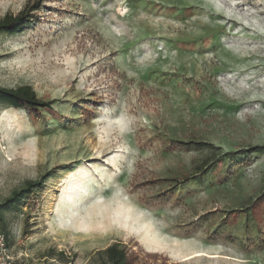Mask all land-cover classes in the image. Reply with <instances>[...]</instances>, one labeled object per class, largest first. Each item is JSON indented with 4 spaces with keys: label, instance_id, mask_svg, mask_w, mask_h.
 <instances>
[{
    "label": "rangeland",
    "instance_id": "rangeland-1",
    "mask_svg": "<svg viewBox=\"0 0 264 264\" xmlns=\"http://www.w3.org/2000/svg\"><path fill=\"white\" fill-rule=\"evenodd\" d=\"M33 0H0V17ZM0 203L16 264H264V0H40L0 34ZM203 141L236 152L198 173ZM181 176L188 180L178 183Z\"/></svg>",
    "mask_w": 264,
    "mask_h": 264
},
{
    "label": "trees",
    "instance_id": "trees-1",
    "mask_svg": "<svg viewBox=\"0 0 264 264\" xmlns=\"http://www.w3.org/2000/svg\"><path fill=\"white\" fill-rule=\"evenodd\" d=\"M40 7V0H33L27 2L21 10L16 14L7 12L0 17V34H14L26 25L32 23L37 17V10ZM52 101H44L40 99L32 87L28 84L18 85L16 87H4L0 86V104L10 106L15 109L25 110L27 113L30 111H42L50 108ZM178 146L193 145L201 149H206L209 152V159L204 166L200 167L198 173L202 174L213 166L221 165L223 157L234 159L236 152L227 151L222 152L220 147L214 146L212 143L203 141H189L178 142ZM249 152H264V145H257L247 150H243L242 153L248 154ZM43 176L39 179L26 180L22 187L12 190V192L6 196L0 203V225L2 226V218L4 210L11 205L17 204L24 196L29 192L39 187L42 183ZM188 180L187 176H181L178 183ZM264 199V192L260 195L259 201ZM104 264H133L132 256L128 252L127 248L118 242H114L106 246L99 251Z\"/></svg>",
    "mask_w": 264,
    "mask_h": 264
},
{
    "label": "built area",
    "instance_id": "built-area-1",
    "mask_svg": "<svg viewBox=\"0 0 264 264\" xmlns=\"http://www.w3.org/2000/svg\"><path fill=\"white\" fill-rule=\"evenodd\" d=\"M0 264H16L7 248V237L5 232L2 230L1 225H0Z\"/></svg>",
    "mask_w": 264,
    "mask_h": 264
}]
</instances>
